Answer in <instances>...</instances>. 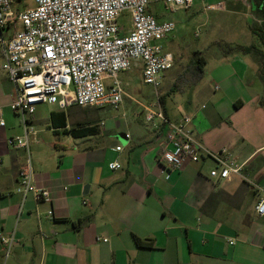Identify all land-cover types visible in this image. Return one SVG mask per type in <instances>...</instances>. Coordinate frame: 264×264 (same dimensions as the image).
<instances>
[{
    "label": "crops",
    "instance_id": "1",
    "mask_svg": "<svg viewBox=\"0 0 264 264\" xmlns=\"http://www.w3.org/2000/svg\"><path fill=\"white\" fill-rule=\"evenodd\" d=\"M213 59L191 104L171 113L167 98L165 114L173 122L190 116L195 139L213 153L225 150L249 182L211 178L218 165L207 157L164 172L157 162L164 137L152 127L129 124L107 146L96 142L101 135L76 138L69 131L88 125L76 122L81 115L69 123L71 107L53 102L39 105L32 121L35 182L51 199L29 197L18 221L24 153L8 139L22 126L9 109L16 88L0 50V239L15 231L17 240L8 259L0 241V264H264V217L249 184L264 185V66L219 48ZM114 161L122 170L109 169Z\"/></svg>",
    "mask_w": 264,
    "mask_h": 264
},
{
    "label": "built area",
    "instance_id": "2",
    "mask_svg": "<svg viewBox=\"0 0 264 264\" xmlns=\"http://www.w3.org/2000/svg\"><path fill=\"white\" fill-rule=\"evenodd\" d=\"M32 1L34 8H23L26 0H0L2 71L16 88L9 109L22 126L21 135L8 139L10 148L24 153L16 189L21 199L18 221L29 197L37 202L51 199L50 191L35 182L32 144L37 132L32 121L37 107L55 102L63 110L77 106L119 111L124 101L131 98L119 79L120 74L135 67L140 68L144 83L158 90L175 64L174 54L160 42L175 31L176 25L172 21H159L149 7L163 3L172 9L188 10L194 5V0ZM201 2L205 11L224 6L222 2L212 4V0ZM124 13L131 17L130 30L119 23ZM10 30L12 34L7 33ZM142 107L146 124L163 134L157 162L164 172L180 171L185 165L207 157L218 165L211 171V178L232 182L239 177L247 181L242 168L227 158L225 150L213 153L195 139L190 116L171 121L158 94L155 103ZM5 125L1 118L0 126ZM121 150V146L116 148ZM122 168L117 161L109 164L111 171ZM249 184L257 196L256 216L263 218L264 185ZM0 241L8 259L17 243L15 231L2 236Z\"/></svg>",
    "mask_w": 264,
    "mask_h": 264
},
{
    "label": "rangeland",
    "instance_id": "3",
    "mask_svg": "<svg viewBox=\"0 0 264 264\" xmlns=\"http://www.w3.org/2000/svg\"><path fill=\"white\" fill-rule=\"evenodd\" d=\"M217 1L222 2L224 6L213 11H205V5L201 0H194L193 7L188 10L172 9L163 3L151 4L149 10L159 21H172L176 25L175 31L167 39L160 42L164 49L173 53L175 57V64L166 73L162 86L156 90L152 86L146 85L141 75L142 72L133 68L129 72L120 74L119 77L131 97L124 101L119 111L110 108H80L74 106L68 111L69 123L73 122L74 116L81 115V117H78L79 119H75L76 122H80L81 125L97 126V136H101H98L96 142L104 146L116 142V134L123 132L129 124L135 123L149 131L151 125L145 122L142 106L147 107L149 104L155 103L157 94L161 96L170 91V86L176 76L186 69L195 51H202L207 57L205 76L201 83L204 84L210 67L215 63L213 54L218 52V47L214 44L220 42L246 46L251 42L256 43V45L259 44L247 28L249 21L256 22L250 11L249 0ZM217 1L214 0V4H218ZM34 7L35 3L32 0H26L23 5V8ZM119 23L130 30V15L124 13L119 18ZM18 30H21V28L18 27ZM7 33L12 34V30ZM200 87L195 86L187 89L184 93H175L168 97L167 108L169 111L180 114V109L191 104L193 93Z\"/></svg>",
    "mask_w": 264,
    "mask_h": 264
},
{
    "label": "trees",
    "instance_id": "4",
    "mask_svg": "<svg viewBox=\"0 0 264 264\" xmlns=\"http://www.w3.org/2000/svg\"><path fill=\"white\" fill-rule=\"evenodd\" d=\"M249 3L250 11L254 19H256V22L249 21L248 27L252 35L262 46V49H259L255 45L243 46L239 44L233 45L222 42L216 43L214 45L219 48L224 56L252 54L259 58L261 64L264 66V0H249ZM206 64V54L202 51H195L186 69L176 76L174 82L170 86V91L167 94H162L161 96L159 95L164 112L166 100L169 96L175 93H184L187 89L197 86L202 81L205 74ZM97 132V126L94 125L83 126L69 131V133L76 138L92 136L97 134ZM135 241L140 247L151 248L153 246L152 242H144L136 237Z\"/></svg>",
    "mask_w": 264,
    "mask_h": 264
}]
</instances>
